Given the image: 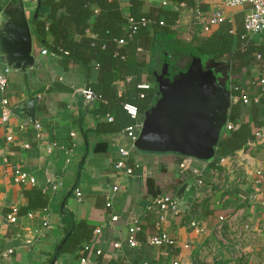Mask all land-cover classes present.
Masks as SVG:
<instances>
[{
	"label": "crops",
	"instance_id": "crops-1",
	"mask_svg": "<svg viewBox=\"0 0 264 264\" xmlns=\"http://www.w3.org/2000/svg\"><path fill=\"white\" fill-rule=\"evenodd\" d=\"M139 1L141 14L154 24L160 20L170 26V32L161 36V48L137 53L146 64L142 83H150L152 88H156L154 81L150 82L154 72L162 71L166 63L173 73L185 69L192 59V49L223 28H231L235 49H240L241 40V49L245 44L251 46L252 64L242 71L230 67L228 77L231 108L238 107L239 121L249 125L253 138L233 155L216 154L211 161L195 158L184 170L180 168L182 155L133 149L125 131L99 132V125L107 121L94 111L103 102L86 109L77 94L79 89H92L97 82L96 65L54 52L51 34L47 31L44 40L37 33V0H24L36 59L26 83L22 73L9 70L0 57V73L9 71L8 87L5 93L0 92V103L8 99L12 113L8 124L0 123V264H81L82 259L87 264H264V138L253 147L247 145L257 131L264 129V92L260 85L264 32L241 38L246 35L244 19L251 11L247 4L228 8L221 0H167L166 5L162 0ZM119 2L129 16L130 0ZM217 10L223 11L226 20L206 33L207 19ZM42 50L48 53L42 55ZM227 64L224 60L222 67ZM127 83L117 82L119 93ZM26 89L36 99L35 123L21 112L27 101ZM242 93L248 95L250 103L240 100ZM239 124H233V129ZM121 148L130 151L126 163L133 174L115 169L122 159ZM15 166L36 183L17 184L12 171ZM185 184L196 186L193 203L182 205L181 215L168 214L157 227L159 211L153 206L154 199L159 195L177 198ZM114 187L117 191L112 190ZM109 202L111 206L107 207ZM15 207L18 219L10 223L8 216ZM65 211L76 223L86 225L90 241L73 252L56 255L67 228ZM113 216L118 220L113 221ZM134 218L140 219L142 231L137 236L139 246L131 248L126 237ZM192 222L203 231L193 229ZM160 231L167 232L176 244L151 246L148 239ZM117 243L121 244L119 248L114 247Z\"/></svg>",
	"mask_w": 264,
	"mask_h": 264
},
{
	"label": "trees",
	"instance_id": "trees-1",
	"mask_svg": "<svg viewBox=\"0 0 264 264\" xmlns=\"http://www.w3.org/2000/svg\"><path fill=\"white\" fill-rule=\"evenodd\" d=\"M37 33L46 40L47 31L53 38V51L67 53L68 57L82 63L94 62L98 71V80L92 85L94 94L101 96L106 103H100L94 113L98 116L112 115V122H102L99 132H120L134 124L125 104H132L139 110L141 116L151 108L157 96V89L141 90L142 75L146 64L138 58L137 50L161 48L158 45L165 34L170 32V26L158 20L156 24L140 27L137 34L131 35L127 30L128 19L135 21L152 20L140 13L139 0H130L131 13L126 16L118 0H37ZM162 13V12H161ZM169 14L173 20L176 15ZM167 14H164L167 16ZM163 15V14H162ZM45 20H42V19ZM153 21V20H152ZM163 22V25H160ZM151 26L152 29H149ZM91 33L93 37L89 36ZM244 34L242 35V37ZM241 37V38H242ZM124 40L125 45L118 46V41ZM241 45L239 48L241 49ZM235 49L231 28L221 29L205 38L201 45L192 49L191 58L198 55L212 58L214 63L229 62L222 69L228 75L230 67L236 71L250 66L251 46L245 44L242 49ZM262 56V55H261ZM192 61V59H191ZM188 64V68L191 64ZM227 68V69H226ZM155 73V72H154ZM153 73V74H154ZM131 81L125 90L119 94L117 82ZM155 83L153 76L150 82ZM144 98H141V95ZM238 107H232L229 122L239 124ZM253 138L249 125L240 123L237 129L228 131L217 147L219 156L233 155L245 143ZM65 237L56 255L73 252L82 247L83 242H89V232L84 223H76L73 216L64 212ZM87 244V243H86ZM88 245L85 246V248ZM84 248V249H85ZM87 249V248H86Z\"/></svg>",
	"mask_w": 264,
	"mask_h": 264
},
{
	"label": "water",
	"instance_id": "water-1",
	"mask_svg": "<svg viewBox=\"0 0 264 264\" xmlns=\"http://www.w3.org/2000/svg\"><path fill=\"white\" fill-rule=\"evenodd\" d=\"M33 34L26 15L24 0H0V57L9 70L27 73L36 63ZM222 64L196 55L188 68L171 73L168 63L153 78L157 96L144 113L143 127L135 142L139 151L174 153L203 161L217 154L225 135L232 106L229 77ZM27 101L22 114L35 123L36 99L25 90ZM195 185H183L177 199L189 207L194 200Z\"/></svg>",
	"mask_w": 264,
	"mask_h": 264
},
{
	"label": "built area",
	"instance_id": "built-area-1",
	"mask_svg": "<svg viewBox=\"0 0 264 264\" xmlns=\"http://www.w3.org/2000/svg\"><path fill=\"white\" fill-rule=\"evenodd\" d=\"M122 1V0H118ZM223 3L224 7L228 8H236L244 5H250L251 6V11L246 15L244 19V27L246 31V35H244L242 38H246L249 34L254 35V34H259L264 32V0H221ZM163 5L167 4V0H162ZM226 17L221 10H217L213 12L211 15H209V18L207 19V22L204 27V31L206 33H210L212 29L219 24L225 22ZM154 22L149 19H142L140 21H135L133 18L128 19V24H127V30L130 32L131 35L137 34L139 32L140 27H147L149 25H152ZM160 25H163V22H160ZM125 45L124 40H119L118 41V46H123ZM48 53L47 50H42L41 54L46 55ZM137 53L141 54L143 53L142 48H138ZM67 54V53H65ZM261 56L258 55V58ZM8 73L9 71L6 70L4 73H0V92L5 93L8 87ZM131 78H128L126 82H130ZM260 85H261V91L264 92V72L263 75L260 79ZM151 84L149 83H141L138 85V88L141 90H148L151 88ZM239 88L236 87V90ZM121 93V92H120ZM119 93V94H120ZM77 94L82 96L83 99V107L86 109H92L97 105V103L103 102L106 103V101L101 97L98 96L97 94H94V91L92 89H79L77 91ZM40 99L41 96H38ZM141 98H144V95H141ZM240 100L244 104L250 103V98L246 94H241L240 95ZM233 100V97H232ZM124 109L127 111V113L130 115V117L135 120V123L128 126L125 129V133L127 134V137L131 141V147L133 149H136L135 147V142L139 136V133L143 127V118L144 116H141L139 113V110L136 106L132 104H125ZM11 108H10V102L8 99H2L0 103V123L2 125L8 124L11 118ZM107 122H112L113 121V116L112 115H107L104 117ZM36 128L38 130H41L42 127L40 125H36ZM234 128V125L230 122L227 123L226 125V131H230ZM72 136H75L73 133ZM264 138V129L259 130L255 133V138L250 140L247 145L249 147H253L256 142L262 141ZM7 139L9 141H12L13 138L12 136H8ZM24 148L29 149L30 145H25ZM120 155H121V160L117 162L115 165V169L117 170H125L126 173L128 174H133L134 170L133 168L129 167L128 164L126 163V160L130 156V151L128 148H121L119 150ZM195 161V158L189 157V156H183V160L180 164L181 169H189L193 162ZM13 171V177L14 181L17 184H31L34 185L36 183V180L28 175L26 172L21 170L19 167L15 166L12 168ZM199 175V174H198ZM198 184L202 185L203 181L198 180ZM118 187L112 188V190L117 191ZM54 190L56 189L53 188ZM76 195L78 197H81V192L79 190H76ZM111 203H107V207H110ZM153 206L156 207L159 211V220L156 223L157 227L162 226V224L166 221L167 215L168 214H173V215H181L184 213V209L182 207V204L179 202V200L173 196L170 195H159L157 196L154 201H153ZM18 208H13L12 213L8 216V221L10 223H16L18 219ZM32 214H29V217H31ZM113 221H117L118 217L113 216L112 217ZM221 221L224 220L223 217L220 219ZM191 227L195 229L197 232H202L203 229L196 223L192 222ZM142 227H141V221L139 218H134L131 225L129 226L128 229V237L127 242L131 248H136L139 246V241H138V234L141 233ZM96 233H100V230H96ZM148 243L151 246L154 247H171L176 244V240L170 235L165 232V231H160L157 236H154L153 238L151 237L148 239ZM120 243H117L114 245L115 248L120 247ZM99 253V252H98ZM81 264H87L86 259L81 260ZM142 264H149L148 262H144ZM174 264H179V263H174Z\"/></svg>",
	"mask_w": 264,
	"mask_h": 264
},
{
	"label": "rangeland",
	"instance_id": "rangeland-1",
	"mask_svg": "<svg viewBox=\"0 0 264 264\" xmlns=\"http://www.w3.org/2000/svg\"><path fill=\"white\" fill-rule=\"evenodd\" d=\"M171 73H173V69H172Z\"/></svg>",
	"mask_w": 264,
	"mask_h": 264
}]
</instances>
